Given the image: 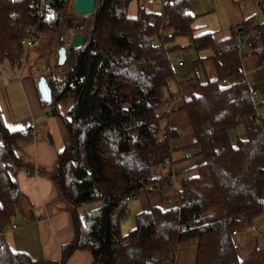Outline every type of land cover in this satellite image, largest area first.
I'll return each instance as SVG.
<instances>
[{
  "label": "trees",
  "instance_id": "16d2710c",
  "mask_svg": "<svg viewBox=\"0 0 264 264\" xmlns=\"http://www.w3.org/2000/svg\"><path fill=\"white\" fill-rule=\"evenodd\" d=\"M132 1L97 0L83 45L70 51L63 80H50V104L71 102L63 120L73 141L58 154L55 180L75 209L99 203L84 217L74 213L75 239L63 248L59 264L78 250L89 251L92 264H176L189 245L195 247V264H264V238L244 259L234 240L242 226L264 214V121L255 120L264 98L253 102L255 89L244 69L248 54L253 68L264 72V0L260 43L250 53H242L238 43L254 17L233 29L230 39L216 42L211 34L194 36L187 0L159 11L137 0L135 19L129 18ZM70 2L0 0V66L20 69L27 30L35 26L39 37L58 32ZM181 37L189 38L196 52H211L196 63L210 60L215 79L197 86L196 79L183 82L177 96L189 87L190 97L173 106L171 54L180 50L173 43ZM175 114L185 117L190 135L178 148L173 145L183 131L180 124V131L169 126ZM240 129L245 135H237ZM30 132L11 131L0 103V264H58L13 251L5 237V227L13 225L27 200L18 187L24 165L15 151ZM45 137L51 139L48 132ZM178 151L185 155L179 162ZM198 157L202 164L178 177L175 206L149 203L150 211L137 214L135 227L124 235L128 199L173 185V167Z\"/></svg>",
  "mask_w": 264,
  "mask_h": 264
},
{
  "label": "crops",
  "instance_id": "0c3cea01",
  "mask_svg": "<svg viewBox=\"0 0 264 264\" xmlns=\"http://www.w3.org/2000/svg\"><path fill=\"white\" fill-rule=\"evenodd\" d=\"M257 2V0L190 1L188 12L194 17L192 26L194 36L211 34L216 42L230 39L233 29L240 30L248 20H252ZM260 3L261 0L259 6ZM137 16L138 2L133 0L129 6V18L135 19ZM64 32L66 30L63 21L61 29L53 33V36L48 38L46 35L47 39L40 36V44L28 50L20 69L15 70L6 64L4 72H0V103L7 127L11 131L31 129L30 136L19 143L15 151L24 165L17 175L18 187L27 200L13 222V225L18 227L5 231V237L13 251L23 253L36 261L58 264L63 257V248L75 239L74 213L84 217L87 212L84 211L85 208L91 206L75 209L65 199L55 180L59 175L58 154L71 148L73 141L63 120L66 114L60 110L61 103L56 105L45 103L38 89V80L41 76H46L48 80L56 78V73L52 72L61 67L58 63V50L63 45ZM72 36L71 34L67 38L65 45L67 48ZM247 56L245 60L250 58L248 54ZM171 58L173 60V57ZM177 67L184 69L186 64ZM16 75H20L21 81H11V77ZM183 82L179 83L175 74L170 90L179 93V86L182 88ZM169 126L180 131L179 115L171 116ZM46 132L50 134V140L45 137ZM182 140V137L179 138L177 140L179 144L173 145L174 148L190 142L189 139L185 142ZM184 156L182 151L175 153L178 162ZM200 164L202 159L199 157L176 164L173 167L176 187L173 184L172 187L165 186L161 191L146 193L148 201L145 202H164L173 205L179 189L178 177ZM28 171L33 172L28 175ZM145 202L138 204L136 211H142ZM246 226L251 227L253 232L257 231L264 235V215L245 225L241 231H247ZM240 232L236 237L240 236ZM248 236L246 234L245 240ZM92 260L89 251L78 250L69 256L66 264H92Z\"/></svg>",
  "mask_w": 264,
  "mask_h": 264
},
{
  "label": "rangeland",
  "instance_id": "374dc122",
  "mask_svg": "<svg viewBox=\"0 0 264 264\" xmlns=\"http://www.w3.org/2000/svg\"><path fill=\"white\" fill-rule=\"evenodd\" d=\"M257 7L254 11V23L255 24H261L263 21V15L261 14L260 16L258 15V11H259V0H257ZM73 0H71L70 4L68 5V7L66 8V12H65V17L68 19H63L64 20V27L66 32H64L63 36H62V40L63 38H65V45H66V41L67 38L72 34L81 31L80 27L85 26V28H87L88 24L91 23L92 21V17L93 15L90 16H80L77 14H73L70 10V6L72 5ZM148 6V5H147ZM150 9H154L155 11H158L161 9V4L157 3L156 5L153 6H148ZM67 15V16H66ZM257 17V18H256ZM68 21H72L73 23V27L70 28L68 27ZM86 22V23H83ZM70 29V30H69ZM59 32V31H58ZM85 32L82 31V33ZM53 32H48V33H43L42 36L46 37V35L49 37L53 36L52 35ZM167 34L171 35V32H167ZM47 39V37H46ZM63 42V41H62ZM174 46H179L180 50L178 49L176 52H174L172 55L173 57V61L176 63L177 59L182 60L185 64L186 67L184 69L177 67V65L175 64V74H176V79L179 83L183 82V81H189L191 79H196L197 80V84H195L196 86L198 85V83H206L208 80H213L215 79V71H214V67H213V63L210 60H207L206 63L204 65L202 64H197V60L198 58H202V57H210L211 52L210 51H206L204 53H197L195 50L190 48V41L189 38L187 37H181V38H177L175 40V42L173 43ZM70 54V53H69ZM199 55V57H198ZM178 56V58H177ZM180 57V58H179ZM252 61H254V58L252 57ZM1 68L3 70H5V66H1ZM244 69L245 72L247 74V78L248 81L251 85L252 89H255L259 92L260 94V98H264V72H257L252 64H251V57L249 59L244 60ZM190 90L191 88L189 87H185V90H183L184 92H180L181 95L184 94L186 96V98L190 97ZM194 91V88H193ZM168 95V93H166ZM179 93H177L175 95V99L172 102V105L175 106V104H180L181 100H182V96H177ZM170 97V96H168ZM60 110L62 113H65L68 109H70L71 107V102H63L60 104ZM260 115H264V108L260 109L259 111ZM179 119L180 121L182 120V116L180 117L179 114ZM180 124V128L183 131V140L182 142H185L186 139H188L190 137L189 135V130H188V126L186 124V119L183 116V120L182 122L179 123ZM263 124V122L261 123ZM237 135L239 136H243L244 131L243 130H239ZM179 144L178 142H174V145ZM180 181H178V186ZM176 187V184H174ZM173 185L169 186L172 187ZM147 194L146 192H142L139 195H137L134 199H132L129 204H128V211H127V215L125 216L124 220L122 221V232L124 235L128 234L130 230H132L135 225H136V214L140 213V212H147L150 211L152 204L150 205L148 202L146 203L145 201H148L146 198ZM152 198V196L150 197ZM145 202V207L142 211H136V208L138 207L137 205H141L142 202ZM159 205H161V207L164 205V203H160ZM99 206V203L96 204H92L91 206H89L88 208H85L86 210H84L86 213L96 209ZM175 203L173 205H171L170 207H174ZM162 208H168V207H162ZM264 215V214H263ZM253 227V226H252ZM244 228V226L241 227V229H239L238 231L240 232L242 229ZM247 228V231L240 232V236L239 237H234L235 242L238 244L239 247V258L240 259H244L247 256H249L250 254H252L255 250V247L257 245H262L263 243V238L264 235H261L260 233L253 232L252 228L249 226H246L245 229ZM249 235L247 237V239L245 240V236ZM252 240L254 242H252ZM258 242V243H257ZM177 263L176 264H195V247L193 245H189L186 247H183L180 251L179 254L177 256Z\"/></svg>",
  "mask_w": 264,
  "mask_h": 264
},
{
  "label": "built area",
  "instance_id": "2783aa9c",
  "mask_svg": "<svg viewBox=\"0 0 264 264\" xmlns=\"http://www.w3.org/2000/svg\"><path fill=\"white\" fill-rule=\"evenodd\" d=\"M181 1H184V0H147V5L153 6V5H156L157 3H160L161 6H164L168 3L181 2ZM187 1L190 2L193 0H187ZM44 9H45V3H44V1H42L41 6H40V12H42ZM261 14L263 15V12H262L261 6H259V11H258L257 16H260ZM259 24L254 23V25L249 30L241 31L240 42L238 43V46H239V49L242 51V53H250L260 43L261 33H260V30L257 28V26ZM166 35H167V32L160 33L158 36H156V38L154 37L155 41H157L159 43L161 41V37H164ZM63 41L65 42V38ZM39 44H40V37L36 33V27L32 26L31 28H29L27 30V35L22 41V48L24 50V59L28 53V50L34 46L39 45ZM24 59H23V61H24ZM176 65L183 67L185 65V63L182 60L177 59ZM66 66L60 67L59 69H54L52 72V73H56L55 77L59 81H62L64 78ZM0 72H4V70L1 68V66H0ZM14 80L15 81H21L20 75H16L14 77H11V81H14ZM251 95H252V100L254 103L259 101L260 96L256 90H252ZM255 120L257 122H260V123H262L264 121V115H260L259 110H258V112H256ZM239 121H241V120H239ZM32 172L33 171H28V175H31ZM134 198L135 197H131L130 199H128V203ZM17 227H18L17 225L6 226L5 231H9L12 228L16 229Z\"/></svg>",
  "mask_w": 264,
  "mask_h": 264
},
{
  "label": "water",
  "instance_id": "95a60500",
  "mask_svg": "<svg viewBox=\"0 0 264 264\" xmlns=\"http://www.w3.org/2000/svg\"><path fill=\"white\" fill-rule=\"evenodd\" d=\"M97 0H73L72 5L70 6V10L73 14H77L80 16H90L95 13ZM68 27L72 28V21H68ZM84 26L80 27L81 32H76L72 36L71 43L67 48L65 46V42L58 50L59 56V65L61 67L66 66L69 52L75 49L80 48L84 43V35L82 30H84ZM38 89L41 94L42 100L45 103H51L53 100V92H52V83L47 79L46 76H41L38 80Z\"/></svg>",
  "mask_w": 264,
  "mask_h": 264
},
{
  "label": "clouds",
  "instance_id": "9594fccd",
  "mask_svg": "<svg viewBox=\"0 0 264 264\" xmlns=\"http://www.w3.org/2000/svg\"><path fill=\"white\" fill-rule=\"evenodd\" d=\"M64 40V39H63ZM70 53V52H69ZM67 65V64H66Z\"/></svg>",
  "mask_w": 264,
  "mask_h": 264
}]
</instances>
